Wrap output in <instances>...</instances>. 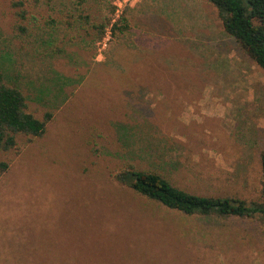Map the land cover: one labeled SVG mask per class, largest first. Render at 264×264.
I'll use <instances>...</instances> for the list:
<instances>
[{
    "label": "rangeland",
    "instance_id": "1",
    "mask_svg": "<svg viewBox=\"0 0 264 264\" xmlns=\"http://www.w3.org/2000/svg\"><path fill=\"white\" fill-rule=\"evenodd\" d=\"M78 1L0 0V66L54 115L0 151V264H264L260 219L186 216L114 179L134 165L257 199L263 72L207 0H85L93 23L112 17L94 44L91 27L51 25Z\"/></svg>",
    "mask_w": 264,
    "mask_h": 264
},
{
    "label": "trees",
    "instance_id": "2",
    "mask_svg": "<svg viewBox=\"0 0 264 264\" xmlns=\"http://www.w3.org/2000/svg\"><path fill=\"white\" fill-rule=\"evenodd\" d=\"M218 11L224 32L235 40L242 52L264 74V0H207ZM85 0H79L75 8L65 11L57 20H51L53 27L66 26L80 29L91 27L95 34L94 41H102L107 29L112 25V17L102 16L100 23L95 24ZM22 7L23 4H18ZM116 8L113 7L112 14ZM26 11L17 16L26 20ZM122 21V20H121ZM22 35L29 28L16 25ZM114 32L122 30L118 24L113 25ZM1 34V33H0ZM19 77H11L0 66V151L9 152L17 149L18 137L41 138L46 134L47 127L54 118L48 112L39 118L30 110L29 97L22 87ZM59 83L67 82L60 79ZM263 187L257 199L247 200L237 196L209 197L191 193L177 187L159 171H146L129 165L114 174V179L121 185L130 188L149 201L156 202L168 210L180 212L186 216L217 217L221 220L260 219L264 223V147L259 152ZM9 163L0 162V176L8 172ZM42 259L37 263L48 264ZM69 264V263H68Z\"/></svg>",
    "mask_w": 264,
    "mask_h": 264
},
{
    "label": "built area",
    "instance_id": "3",
    "mask_svg": "<svg viewBox=\"0 0 264 264\" xmlns=\"http://www.w3.org/2000/svg\"><path fill=\"white\" fill-rule=\"evenodd\" d=\"M117 12H118V10H117Z\"/></svg>",
    "mask_w": 264,
    "mask_h": 264
}]
</instances>
